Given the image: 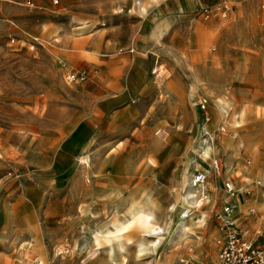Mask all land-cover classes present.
Masks as SVG:
<instances>
[{"label":"rangeland","instance_id":"obj_1","mask_svg":"<svg viewBox=\"0 0 264 264\" xmlns=\"http://www.w3.org/2000/svg\"><path fill=\"white\" fill-rule=\"evenodd\" d=\"M178 1L0 0V264H205L225 202L247 235L264 225V5L215 0L204 17ZM132 209L160 234L127 223Z\"/></svg>","mask_w":264,"mask_h":264},{"label":"built area","instance_id":"obj_2","mask_svg":"<svg viewBox=\"0 0 264 264\" xmlns=\"http://www.w3.org/2000/svg\"><path fill=\"white\" fill-rule=\"evenodd\" d=\"M53 3H57L58 0H52ZM24 3L28 6H35L33 0H24ZM264 4V0H262ZM227 5L224 4V8ZM212 12V5L205 3L201 7V13L204 17H208ZM221 14L225 15L226 10H221ZM15 38L11 37V41ZM29 45L31 48L41 44L38 36L31 35ZM88 77L87 72L84 70H70L66 74V79L70 81H84ZM209 97L205 93H199L196 97V107L199 112V122L201 123V128L208 124L211 118L209 111ZM225 131V125L219 124L214 130V133H223ZM207 130L203 129V134H207ZM213 133V134H214ZM214 135L209 139L213 140ZM219 167V161L217 158H213L211 161V166H208L206 172L197 171L194 176V180L197 183H203L209 173L210 169H217ZM225 188L227 192L233 194L235 188L233 182L228 179L224 181ZM259 187V194L264 199V178L257 182ZM247 193L252 195V190L247 189ZM206 195V194H205ZM255 208L250 207L249 213L254 214ZM233 212V206L229 202H225L220 210L215 211V215L222 220V234L217 239L219 243L217 257L213 262L205 264H264V225H258L251 236L246 234L245 231L237 229L233 226V222L225 219L226 216ZM264 215V214H263ZM261 215V217L263 216Z\"/></svg>","mask_w":264,"mask_h":264},{"label":"bare ground","instance_id":"obj_3","mask_svg":"<svg viewBox=\"0 0 264 264\" xmlns=\"http://www.w3.org/2000/svg\"><path fill=\"white\" fill-rule=\"evenodd\" d=\"M217 105H218L220 113L223 116V118L225 119V121L231 119V125L232 126L236 127V126L240 125L239 124V120H240L239 116L230 114V112L228 110V108H229L228 102H226V101L224 102L220 99L217 101ZM198 150H199L200 155H202L206 159L210 156L211 152H214L213 145L210 144L207 139L203 140V142L200 143V148ZM194 176L195 175H193V180H192L193 184L194 183L197 184V187H198V185H204V183H197L196 181H194ZM232 195L235 196L236 193L234 192ZM201 196H202V199L205 201L208 199V197H206L204 192L201 194ZM186 203H188V201ZM130 215H131V219H128L127 223L135 220L137 222H140L141 225L144 226V228H146L145 231L148 234H160L159 231L161 229L156 226V220H155L154 215L152 213L145 211L144 209H141V210L140 209H132L130 211ZM184 216L189 217L190 216L189 212L186 211ZM183 218H185V217H183Z\"/></svg>","mask_w":264,"mask_h":264},{"label":"crops","instance_id":"obj_4","mask_svg":"<svg viewBox=\"0 0 264 264\" xmlns=\"http://www.w3.org/2000/svg\"><path fill=\"white\" fill-rule=\"evenodd\" d=\"M34 3H35V0H33ZM198 3H208V4H211V3H215V0H179L178 1V4H181L183 5L184 7H190L192 5H196ZM261 4H262V0H261ZM264 5V4H263ZM35 6H36V3H35ZM164 31V24H158L157 27L155 28V35L158 36L160 35L162 32ZM37 36V35H35ZM39 38V37H38ZM56 39L58 40V38L56 37ZM262 215V214H261Z\"/></svg>","mask_w":264,"mask_h":264}]
</instances>
